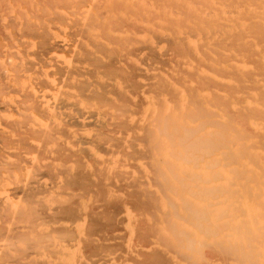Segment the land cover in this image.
I'll return each instance as SVG.
<instances>
[{
    "label": "bare ground",
    "instance_id": "1",
    "mask_svg": "<svg viewBox=\"0 0 264 264\" xmlns=\"http://www.w3.org/2000/svg\"><path fill=\"white\" fill-rule=\"evenodd\" d=\"M39 2L66 27V40L46 46L69 57L65 68H55L62 79L54 110L64 115L60 129L75 149L65 146L63 160L61 149L49 157L62 162L56 170L72 162L60 171L67 188L58 189H68L59 190L67 199L46 215V233L58 234L59 246L50 248L44 233L54 261L44 255L40 264H264V0ZM34 31L29 37L38 36ZM45 32L38 38L50 41ZM43 41L39 50H46ZM44 172L54 184L58 171ZM38 187V194L48 191ZM31 215L24 217L36 221ZM42 233L31 232L37 239ZM37 239L21 242L39 247ZM0 254L2 264L8 258Z\"/></svg>",
    "mask_w": 264,
    "mask_h": 264
},
{
    "label": "rangeland",
    "instance_id": "2",
    "mask_svg": "<svg viewBox=\"0 0 264 264\" xmlns=\"http://www.w3.org/2000/svg\"><path fill=\"white\" fill-rule=\"evenodd\" d=\"M39 1L40 0H36V1L35 0H26L24 2V0H18V1H14L16 3L15 4L12 0H0V31H1V33H0V89H1L0 90V119H1L0 120V133H1L0 134V169L2 168V170H0V198H1L0 199V203H1L0 204V216H3V214H6V216L0 218V224L2 223L1 221H6V222H3L4 227L0 226L1 229L4 228V230H5V234H3V236L1 235L2 239L0 237V239H1L0 240V253L2 252L5 255L7 254L6 256L8 258V260L5 259L4 263L2 262L4 260H1L2 264H10V263L11 264H17V262H19L17 259L18 257L20 258L21 262H23L22 264H28V263H30L29 261H31V260H37V262H38L37 264H40L41 262H39V261H41V259L45 260V256H44V255H46L45 250H46L47 243H49V242L44 241L42 236L44 233H46V230L50 229V226L48 225V222L46 221L47 216H48L49 212H50V214L52 213L51 207L52 208L56 207V205L59 206L58 203L64 202L67 199V195H64V196L60 195L61 193L65 194V192H67V190H68V189H65L66 190L65 192H63L61 190L62 189L61 186L65 187V188H67V187L64 184H62V183H64L63 182L64 179H63V176H61L62 177L61 178L60 175H62L61 173L63 172V170H66V168H68L69 164L72 161L65 163V166H66V164L68 165L66 168L63 167L65 169L56 170V169L60 168V164L62 162L61 161L58 162V160H51L52 159L51 157H54L56 155L55 149L56 150L57 149L63 150L66 148L65 146L69 147L65 150L74 149V146H73V148H70V144L67 142L65 135L61 131V129L62 128L64 129V127H65V126H62L63 125L62 119L65 118L64 115L61 114V111L58 108L55 109L56 111L54 110V108H56L55 105L59 103V101L55 102L56 99L57 100L59 99L58 93H60L59 88L61 85L58 84L59 83L58 81H60V83H61V79H62V77H61L62 73L61 74L59 72L56 73V71H58L57 69H59V68L60 69L65 68V66L69 64V57L66 53H64L65 51L62 48H58L55 50H53V49L50 50V48H49V46H50L49 42H51L52 40L59 41V42L66 40V38L63 36V33L66 31V27L57 21L51 20L53 13L47 7H46L47 9H45V7L43 5H40ZM55 11H56V13H58V15L63 14L64 16H66V12L64 10L55 9ZM40 12H41V14H40ZM21 15H23V16H21ZM36 16H38V18H36ZM40 17H41V19H40ZM47 17H50V18H47ZM10 21H12V23ZM7 22L8 23L10 22L9 26H8ZM39 22H41V25ZM6 23H7V25H5ZM23 24H25V25H23ZM27 24H28V26L30 25L29 27H32V28H33V26L36 25L30 31L33 32V30H37L34 32L38 33L39 37H41V34H42L41 32L44 31V29L46 30L47 34H50V41H47V39L43 38L45 41V45L43 46V44H42V46L46 50H41V49L39 50L38 49V48H41L40 47L41 45H39V44H41L40 42L43 41V40H41L42 37L41 38H38V36H35L32 38L29 37V35H30L29 34L30 31L28 29L29 27L25 28L26 30L24 29V27H26ZM11 25L13 27H10ZM13 28H14V30H13ZM53 31H54V33H53ZM6 37H7V39H6ZM17 39H18V41H17ZM36 42L39 44H37ZM47 42H48L49 46H46ZM19 43H21V44L19 45ZM22 45L25 46L24 49H23ZM160 46L163 47V44H161ZM20 49H23L24 52L22 53V51ZM61 49L63 51H61ZM35 50H38L39 52L35 51ZM11 52H13L14 54ZM30 52L33 54H31ZM34 52H36L35 53L36 55L41 54L39 56L40 57L39 59L38 58L36 59V57L34 56ZM43 53H47V54H43ZM23 54L25 55V57L23 56ZM25 61L28 64L25 63ZM40 62H42V64ZM36 63H38V64H36ZM43 63H44V66H43ZM52 63H55V64H52ZM14 64H16V65H14ZM45 64L46 65L48 64V65L45 66ZM30 65H32V66H30ZM54 65H57V66H54ZM13 66H14V68H12ZM15 66H18V67L15 68ZM24 66H25V68H24ZM26 67H28L27 71H26ZM56 67H57V69H55ZM17 68H18V70H17ZM14 69H16V70H14ZM56 77H60V79H58V78L56 79ZM44 80L46 83L45 88L41 87V83L43 84ZM38 83H40V84H38ZM48 85H50V86L48 87ZM4 86H5V88H4ZM37 95L38 96L40 95V96L37 97ZM22 98L25 101H23ZM57 107H59V106H57ZM51 113H53V114L56 113V115L54 116L52 114V116H53L52 117L50 115ZM42 116H44V117H42ZM56 116H59L60 118H56ZM50 117H52V118L49 119ZM13 120H15V121H13ZM50 120H52L51 121L52 123L49 122ZM47 122H49V124ZM54 123H55L56 127L58 126L57 130L55 129L56 132L55 131L53 132L54 129L51 130V128H54ZM60 124L62 127L61 129H60ZM65 129H66V127H65ZM33 130H34V132H32ZM58 130H60V132H61V134L59 136V138L61 139L60 144L58 141L60 139L56 138V135H57V137L59 135ZM27 132L28 133L30 132V133L27 134ZM41 132H45V134H47L46 137H48L50 135L49 132H51V135L54 133L53 135L55 136V138L54 139L48 138L46 140V137H44L45 138L44 140H46V141H44L43 136H42L44 134ZM55 133H57V134H55ZM1 135L3 138L1 137ZM16 135H18V136H16ZM36 135L41 136V137L38 138V137H36ZM53 135L51 137H53ZM30 136H32V137H30ZM62 137L65 138V140H63ZM8 139H9V141H8ZM55 139L56 140L58 139V140L54 141ZM26 140H27V142H25ZM63 141L65 144L64 143L62 144ZM44 143H47V144H45L44 147H41V146H43ZM55 144H57V145H55ZM30 145H31V147H29ZM33 146H34V148L32 149ZM24 149H26V151L27 150L28 151L25 153V152H23V151H25ZM30 149H31V151H30ZM46 149H47V151L48 150L49 151L47 152ZM52 149H54V150H52ZM61 150H60L59 154H61L64 151V150L63 151H61ZM66 152L67 151H64L63 154L57 155L58 159L61 160L62 159L61 157H63V159H65L64 157L68 156V154H65ZM10 153H13V154L15 153L17 156L15 154L14 155L16 157L13 154L10 155ZM19 157L20 158L22 157V158L20 159ZM68 157H66V158H68ZM53 159H55V158H53ZM36 160H38V161H36ZM66 160L68 161V159H66ZM46 161L50 162L51 167H50L49 163H47ZM34 162H35V165L32 164ZM18 163H19V165H18ZM58 163H60V164H58ZM9 164L10 165L13 164V165L10 166ZM14 164L17 165L16 166L17 169H16V167H14L15 166ZM42 164H45V165L48 164L47 166H49L50 168L46 167L45 165H44L45 167L44 166H42V167L38 166V165H42ZM36 168H38V169H36ZM39 170L41 171V173L44 174V176L43 175L40 176L39 174L36 173L37 171H38V173H40ZM44 171H50L51 174L54 171H58V173H56V175L57 174H59V175L54 176V178L56 177L54 184H56L57 182H58V184H56L54 186L52 179L49 180V177L51 178L52 175L47 176V172H44ZM60 171H62V172H60ZM30 172H33L34 174L36 173L37 175L40 176L41 179H38V176L36 178V176H35L36 174H35V175H33V177H31V180H29L30 179L29 176H31ZM27 178H29L28 183L30 182L31 183L30 185L26 184ZM62 179H63V181H61ZM48 180H49V182H48ZM34 183H36V184H34ZM42 183H44V184H42ZM51 184H53V185H51ZM37 185L40 186V187H38L40 190H41V188H45L46 190L48 189V191L45 192L44 190H42V192H40L42 194H40V193L38 194V192H36L37 188H35V187H37ZM32 186L35 190L33 191V193L31 190L30 191L31 193L27 195V193H29V190L31 189ZM46 186L53 187V188L49 189ZM56 186H58V187H56ZM59 186L61 189H58ZM19 188H24L23 189L24 191H26V190H28V191L25 194H21L22 192L24 193V191L22 189L20 191ZM59 190H61L62 192L59 193ZM43 191L45 194H43ZM56 192L58 194H56ZM16 193H18V195H15ZM9 194H11V195H9ZM31 194H34V196L29 198V199H27V197L25 198L26 195L29 197ZM20 195H22L28 201L31 200L33 206L35 207L34 210H32V208H33L32 206L30 207L28 204L27 205L25 204L28 202H26V200L24 198H21L22 196H20ZM52 197H54V198H52ZM53 199H57V200L55 201ZM38 200L40 202H38ZM36 201H37V203H39L38 206H36L37 203H34ZM41 205H42V208L44 207L46 209H40ZM26 206H28V207H26ZM4 209H6L8 211H5L3 213L2 211H4ZM15 209H17V212L15 211L17 215H15V212H14ZM38 209H40L42 212H44L46 210L45 211L46 213L44 212L45 216H42L43 214L41 212L40 215L42 217H40V215L38 213V212H40V210H38ZM23 210H25V211H23ZM36 210L38 212H36ZM29 211H31V212L29 213ZM18 212H21V213H18ZM13 213H14V215H13ZM31 213L32 214L34 213L35 216L37 214V216H36L37 218H36V221L34 220L35 217L32 218L35 222L32 220V222L30 221L31 222L30 223L27 221L28 217L26 218V217H24V215L25 216L29 215V217H32L33 215H31ZM11 215H13V216H11ZM18 215L19 216L23 215V217L22 216L19 217ZM5 217L8 219L6 220ZM38 217L45 219L43 221L41 220V222L43 224L40 223V220H39L40 218H38ZM23 218L24 219L26 218V219L22 220ZM17 219L20 221L22 220L23 224L22 223H19V224L12 223L14 221L17 222L18 221ZM32 223L33 224L38 223V225L37 226L33 225L35 227V230L33 229L34 227L32 228L34 231L32 229H30L32 231H30L28 229L29 231L21 232L24 237L26 235H28L25 238H23V236L21 234L20 235L22 236V238H19L20 235H15L17 233V231H15L16 233L13 232V228H14V230L18 229V231L20 233V230H22V231L24 230L22 227L26 228L29 225L32 226ZM11 224H13V225H11ZM19 225H24V226L18 228ZM30 226H29V228H31ZM10 228H12V229H10ZM10 232L12 235H15V237L16 236L17 237L15 238L14 236H10L9 235ZM31 232H34L35 234L38 233L37 235H39L42 232L43 233L40 235L41 237H38L40 239H37L36 238L37 235L35 237L32 235L33 233L31 234ZM49 232H52V231L51 230L48 231V233H46V235H45L47 237H45V236H43V237H45V240H48V238H49V240H52L51 244L49 243V245H51L50 248L51 247L57 248L59 246L58 245V242H59L58 239L59 238L58 237L56 238V236L58 234H54L53 232L50 234ZM6 233H8V236H10L9 238H7L8 241L12 242L13 245L15 244L14 246L11 245L13 248L10 246V242L8 243L9 245L6 243L8 246H6V244H4L5 242H7V239H5V242L3 240L4 238H6L5 237ZM53 234H54V237L52 236ZM32 237L34 240L35 239L41 240L42 241L41 246H43V248H39V247H41L39 244L40 241L38 242L39 247H37V243H34V244L31 243L33 246L29 247L27 245V243L29 242V244H30V242H32V240H33V239L31 240ZM50 237H51V239H50ZM11 238H14V240ZM24 239L26 241L28 240V242L27 243H25L26 241L21 242V241H24ZM34 240H33V242H34ZM44 242H46V243H44ZM44 244L46 246H44ZM24 245L27 246L26 248H28V250H26V248L24 249L25 251H23V249H21V247H24ZM9 246L11 248L10 251L8 250L9 248H7ZM32 247H34V249H36V251L41 250V252H43V253L41 254L38 252V254H37V252H36L34 254L33 253L34 249H32ZM28 251H31L33 253L31 255L32 257L29 256V254H28L29 257L27 256L26 253H28ZM10 256L12 258H14V259H12L14 261L9 260ZM14 256H16V258ZM46 257H47V255H46ZM4 258L5 257L3 255L2 259H4ZM47 258L49 259L50 256L48 255ZM48 259H46V261H48ZM51 259H49V260H51ZM16 260H17V262H16ZM51 261L53 262L54 258ZM35 263H36V261H32V264H35ZM44 264H46V263H44Z\"/></svg>",
    "mask_w": 264,
    "mask_h": 264
}]
</instances>
